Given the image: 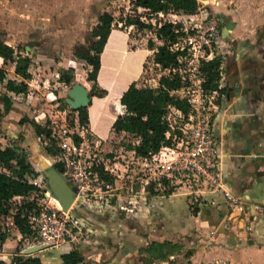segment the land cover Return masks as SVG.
Masks as SVG:
<instances>
[{
  "label": "crops",
  "instance_id": "0c3cea01",
  "mask_svg": "<svg viewBox=\"0 0 264 264\" xmlns=\"http://www.w3.org/2000/svg\"><path fill=\"white\" fill-rule=\"evenodd\" d=\"M218 15L225 97L216 129L223 140L225 180L244 199L248 212L230 210L221 192L206 197L197 213L190 211L184 195L131 197L133 211L126 218L113 203L99 208L76 204L71 212L85 226L88 238L72 250H80L87 264H143L139 259L143 254L155 258L152 264H264V0H239L235 10ZM128 39V34L112 28L101 53L98 71L106 92L91 97L88 111L89 125L102 140L116 133L114 122L124 113L120 99L133 81L139 82L145 61L152 59L153 50L130 48ZM11 230L13 239L7 238L1 250L16 255L6 246L22 239L13 220ZM193 233L197 242L190 240ZM165 241L181 246L180 252L168 255L170 260L157 258V248L151 247ZM31 244L30 238L27 247ZM67 250L48 247L31 255L40 257L42 264H61ZM4 254L0 252L2 260Z\"/></svg>",
  "mask_w": 264,
  "mask_h": 264
},
{
  "label": "rangeland",
  "instance_id": "374dc122",
  "mask_svg": "<svg viewBox=\"0 0 264 264\" xmlns=\"http://www.w3.org/2000/svg\"><path fill=\"white\" fill-rule=\"evenodd\" d=\"M102 1L0 0V38L20 49V58H24V56L30 58L29 72L31 74L30 78L25 79L17 72L16 64H6L8 76L17 81L23 80L27 84V90L25 94H16L8 91L5 88V83L0 84V99L4 96V100L10 106L8 113H4L0 117V148L20 146L28 152L29 162L38 172V175L31 182L41 186V190H46L49 187L47 178L39 169V165L33 161L36 154L32 144L36 145L38 151L55 165L64 150L62 146L64 144L69 145V136L83 134L80 143L85 142V151L90 152V154L94 152L98 156L107 154L111 158L120 155L121 145L128 148L132 141L131 137L120 133H112L105 140H102L91 129L90 125L84 126L80 123L78 114L70 104L66 103L68 91L76 83L85 84L91 97L105 95L106 90L101 84L103 78L99 77V71L94 70L91 64V58L95 54L90 49L91 41L85 38L92 35V30L103 12L108 11L114 15L113 28L129 35L128 47H148L149 39H153L155 44H160L155 37V19L146 21L148 26L142 30L124 24L123 20L126 16L134 14L130 0H112L106 6L99 8L97 4ZM238 1L199 0L200 7L193 15L169 13L165 16L159 15V17L179 22L187 28L195 24L208 26L220 11L228 13L235 10ZM138 12H143V9H139ZM219 26L221 39L222 24ZM220 39L216 45V52H221L222 49ZM30 40L33 45L29 50H26L25 47L28 46ZM38 41L40 46L35 45ZM79 53H87L89 58H79L77 56ZM89 74L97 76V79L89 80ZM162 74L160 67L155 65L150 57L144 63L139 84L155 86ZM1 110H4L3 101L0 102ZM114 111L119 113L115 109ZM32 120L42 125L45 130L43 135L38 136L36 134L31 123ZM9 134H13V136H9ZM47 146H53L57 149V154L49 153ZM125 155L126 159L129 160V155ZM19 165L21 163L12 162L6 168L10 170L9 166H11L15 172ZM19 200L14 199L12 201V212L16 210L15 207L20 203ZM99 203L93 206L97 208L105 206L102 201ZM76 204L78 206L83 205L85 208L88 205L83 201L76 200L72 210ZM129 207L131 206L129 205ZM116 209L124 218L132 215L131 211ZM133 223L134 221L129 220L130 225ZM11 228V213L8 216L0 213V233L5 234L9 239H13ZM29 242L30 237L16 241L14 245H11L13 247L6 246H8L7 248H14L17 253H20ZM173 248L175 249L172 251H181L180 245L173 246ZM0 252L4 254V251L0 250ZM13 255L10 253L3 255L7 264Z\"/></svg>",
  "mask_w": 264,
  "mask_h": 264
},
{
  "label": "built area",
  "instance_id": "2783aa9c",
  "mask_svg": "<svg viewBox=\"0 0 264 264\" xmlns=\"http://www.w3.org/2000/svg\"><path fill=\"white\" fill-rule=\"evenodd\" d=\"M210 23L183 27L184 33L170 47L179 52L178 66L172 71L180 76L182 85L169 92L174 101L164 105L162 119L167 129L165 141L157 151L143 156L121 145L119 156H98L85 151V142L77 143L74 135L69 136V145L62 146L59 161L66 164L62 174L77 188L76 200L88 205L100 204L99 201L113 203L132 212L131 197L184 195L190 211L197 213L206 197L221 192L230 210L248 212L244 199L231 190L224 176L223 140L216 129L225 97L222 65L218 88L203 86L202 64L219 55L216 45L221 17L217 15ZM124 135L132 138L130 144L139 143L130 134ZM41 194L28 218L32 230L30 246L47 244L72 250L83 244L88 233L81 220L71 210L64 211L49 188ZM123 196L126 200H122Z\"/></svg>",
  "mask_w": 264,
  "mask_h": 264
},
{
  "label": "trees",
  "instance_id": "16d2710c",
  "mask_svg": "<svg viewBox=\"0 0 264 264\" xmlns=\"http://www.w3.org/2000/svg\"><path fill=\"white\" fill-rule=\"evenodd\" d=\"M134 14H128L123 20L125 25L134 26L138 29L147 28L146 21L156 20L155 37L160 44H155L153 39L148 40V48L153 50L152 60L155 65L160 67L163 74L160 76L157 86L140 85L138 81H133L122 95L120 102L124 106V113L119 114L114 122L113 130L116 133L130 134L133 139L139 140V143L129 144L128 149H134L140 155H148L155 152L165 141L166 123L162 119L164 105L168 101H174L169 92L181 87L182 81L177 73L172 71L178 66V51L171 50V45L177 38L184 33L183 26L179 22H173L160 18L159 14L164 16L169 13L193 15L199 7V0H131ZM143 9V12H138ZM221 17V16H220ZM115 20L114 15L108 11L103 12L97 24L92 30L94 44L91 50L94 56L91 58V64L94 70L98 71L101 67V53L105 47L107 39L112 30V23ZM79 58L88 59L89 54L79 53ZM0 57L3 59L0 64V83H5V88L16 94H25L27 84L21 80L17 81L8 76L5 65L15 63L17 72L25 79L30 78L29 72L30 58H20V49L7 44L3 38H0ZM24 61V62H23ZM223 58L218 55L213 59L202 64V70L205 73L203 86L206 89H217L220 80V67ZM89 80H96L97 76L89 74ZM4 110L0 111V117L10 110L9 104L4 100ZM181 106V101H176ZM78 114L82 125H89L88 106L74 109ZM38 136L43 135L42 125L32 120ZM78 143L81 138L74 135ZM47 151L52 155L57 154V149L53 146H47ZM21 163L15 172L7 170L11 163ZM59 172L64 173L65 165L58 161L55 164ZM38 175L34 166L28 160V152L20 146H6L0 148V213L8 216L11 213L13 223L20 231L23 238L32 237V230L28 221L30 213L36 208L37 197L41 196V188L31 182ZM16 197H20V203L12 212L11 203ZM7 236L0 233V250ZM174 244L169 241L152 243L151 247L155 249L157 258L166 259L171 253ZM154 248H150L154 250ZM61 264H87L85 257L80 250H67L62 256ZM0 264H7L0 258ZM8 264H42L38 256H25L17 253Z\"/></svg>",
  "mask_w": 264,
  "mask_h": 264
},
{
  "label": "water",
  "instance_id": "95a60500",
  "mask_svg": "<svg viewBox=\"0 0 264 264\" xmlns=\"http://www.w3.org/2000/svg\"><path fill=\"white\" fill-rule=\"evenodd\" d=\"M225 31H227V28H225ZM87 37L86 39H88ZM90 41L92 45L95 40L92 38L90 39ZM32 45L33 42H29L28 46H26V49L29 50ZM66 103L70 104L72 109H79L90 105L91 96L88 88L82 83L74 84L68 91ZM26 136L28 135L26 134ZM31 146L34 150V153L36 154V156L33 158V161L39 165L40 170L47 178L50 193L59 202L64 211L71 210L76 201L75 199L77 188L75 186H72L67 181L65 176L58 171L56 166L38 151L36 145L32 144ZM190 240H192L193 242L198 241V238L195 237V233L190 236ZM48 247L50 246L47 244L32 245L23 249L22 253L24 255H31L38 251L47 249ZM139 259L143 264H152L155 261V258L153 256L144 254L140 255Z\"/></svg>",
  "mask_w": 264,
  "mask_h": 264
},
{
  "label": "flooded vegetation",
  "instance_id": "af4514ba",
  "mask_svg": "<svg viewBox=\"0 0 264 264\" xmlns=\"http://www.w3.org/2000/svg\"><path fill=\"white\" fill-rule=\"evenodd\" d=\"M86 37H87V36H86ZM86 37H85V38H86ZM87 38H88V41H89V40L92 39L93 37H92V35H88ZM93 39H94V38H93ZM93 44H94V42H93ZM93 44H92V45H93ZM83 49H84V48H83ZM90 49H91V48H90Z\"/></svg>",
  "mask_w": 264,
  "mask_h": 264
},
{
  "label": "bare ground",
  "instance_id": "6f19581e",
  "mask_svg": "<svg viewBox=\"0 0 264 264\" xmlns=\"http://www.w3.org/2000/svg\"><path fill=\"white\" fill-rule=\"evenodd\" d=\"M40 169V168H39Z\"/></svg>",
  "mask_w": 264,
  "mask_h": 264
}]
</instances>
